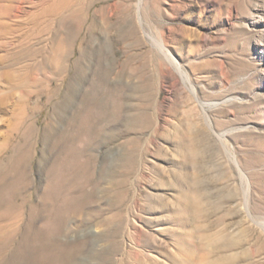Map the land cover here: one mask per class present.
<instances>
[{
  "label": "rangeland",
  "instance_id": "1",
  "mask_svg": "<svg viewBox=\"0 0 264 264\" xmlns=\"http://www.w3.org/2000/svg\"><path fill=\"white\" fill-rule=\"evenodd\" d=\"M103 6L112 29L101 18L97 27L81 24L87 9ZM147 33L165 42L191 86ZM81 50L85 89L104 55L117 71L144 63L153 87L114 74L113 86L128 87L123 115L102 123L89 145L77 143L93 174L76 193L84 216L71 213L61 239L79 248L75 261L96 264L112 246L111 264H264V0H0V162L30 125L52 122ZM141 108L143 130L133 124ZM41 157L39 142V185ZM43 191L23 194L22 213H0V238L25 227Z\"/></svg>",
  "mask_w": 264,
  "mask_h": 264
},
{
  "label": "bare ground",
  "instance_id": "2",
  "mask_svg": "<svg viewBox=\"0 0 264 264\" xmlns=\"http://www.w3.org/2000/svg\"><path fill=\"white\" fill-rule=\"evenodd\" d=\"M99 18L104 21L106 30L113 28L110 23L111 15L104 6L94 14H91V8L87 9L80 21L81 24L89 23L93 28L97 27ZM124 21L132 22L131 14L127 13ZM130 33L136 43L141 42L139 30L133 23ZM147 36L154 48L166 57L170 65L182 77L185 84L191 86L189 75L167 49L165 42L152 34L147 33ZM86 57L85 51L81 50V57L74 64L75 77L66 83L63 99L54 108L52 122L47 123L43 129L30 125L20 141L13 147L7 160L0 162V213L5 211L8 216L17 211L22 213L27 202H23V206L17 204L23 194L29 189L44 190L41 201L31 207L25 227L21 230L13 229L1 236L0 264H88L86 260L82 263L76 262L79 248L71 244L69 240L66 243L61 240L65 234L64 227L68 224L67 221L72 219V214L84 216L82 215L85 210L84 202L79 198L81 195L78 197L76 193L84 191L86 185L89 186L90 176L93 174L91 162L85 159L88 150L78 147L77 143L86 138V145H89L87 143L92 142L96 135L101 136L102 123L114 121L123 115L125 106L122 104V99L125 98L124 89L128 87L122 83L113 86L110 80L114 74L122 79L127 76L129 78L139 76L140 82L144 84V90H142L146 92L152 89L153 85L149 83L145 69L143 70L144 63H140V66L134 65L129 72L117 71L113 58L104 55L97 61L99 66L97 82L85 89L87 74L84 70V61ZM192 92L195 93L193 87ZM82 93L83 100L80 106L78 105V109L74 110L75 113L71 114L77 98ZM149 95L148 93L147 97ZM146 99L142 100L143 106H148L150 103L149 99L144 102ZM141 111L139 119L134 120L133 124H135L134 128L139 124L140 129L143 130L149 119L148 112L146 110L143 112V108ZM39 142L42 145L39 171L45 175L43 185L35 183L32 178L35 147ZM39 221H44L46 227L39 229L36 226ZM108 221L111 225L110 220ZM113 229L110 227L107 231L108 238H114L115 230ZM66 238L68 239V236ZM112 251L111 246L105 257H100L96 264H111Z\"/></svg>",
  "mask_w": 264,
  "mask_h": 264
}]
</instances>
